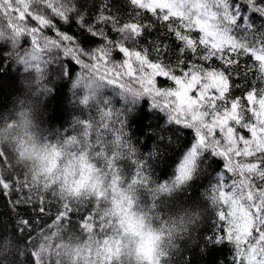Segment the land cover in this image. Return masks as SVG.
Instances as JSON below:
<instances>
[{
  "label": "trees",
  "instance_id": "16d2710c",
  "mask_svg": "<svg viewBox=\"0 0 264 264\" xmlns=\"http://www.w3.org/2000/svg\"><path fill=\"white\" fill-rule=\"evenodd\" d=\"M89 2L92 3V0ZM160 2L167 4L169 0ZM104 5H107L106 10ZM33 7L55 25V28H43V36L57 39V31L72 35L85 51L90 52L106 43L102 37H94L91 42L85 43L82 33L88 26H92L94 31L103 29L114 42L122 38L121 34L112 30L111 23L96 22V16L103 12L104 15L116 17L118 27L125 23L153 24V28L147 29L138 41L125 42V47L130 50L147 48L148 59L153 62V45L167 44L170 50L166 59L170 58L172 63L178 57L184 59L185 70L191 63L205 68L223 67L215 59L211 62L194 59L190 52L180 56L179 47L182 45L174 35L166 34V26H162L151 13L134 9L128 0H95L91 15L85 17L84 29L75 14L70 13L68 20L64 21L44 5ZM138 11L142 13L139 18ZM26 20L29 28L38 26V22L30 17ZM255 23L259 27L264 21L257 20ZM191 35L194 39L199 38L198 31H193ZM31 51L30 36H20L16 40L11 35L0 36V109L8 108L13 98L24 90L26 80L32 78L39 88L38 96L42 97L41 118L49 128L54 129L53 138L66 142L73 155L87 150L103 179L93 185L92 192L79 195V188L75 187L72 191L77 195H70L64 187L69 183L67 169L62 180L61 177L42 178L30 173L11 152L0 151L7 154L15 174L27 176L41 185L47 184L64 204H70L73 208L88 206L96 214V222L82 228L76 223L79 216L72 217L71 222L54 220L57 213L55 201L47 205L45 215H40L38 210L33 211L31 205L13 208L11 201L18 199L20 194L14 192L10 197L0 196V264H30V253L35 255L36 264H132L130 255L120 256L121 234L132 228L131 221L128 228H123L124 221L115 219L110 212L112 206L117 205L116 211L119 213V205L125 199L128 201V206L122 209L125 216H128V209L134 203L136 209L146 214L165 234L164 255L160 258V264L246 263L245 246L256 238L251 229V217L247 221L248 227L244 225L245 231L241 234L244 236L243 242L239 243V239H234L232 243L227 240L223 243L206 242L208 236L227 234L226 221H219L218 212L223 210L227 213L228 206L221 209L212 203V189L219 182V174L223 172L227 178L225 183L231 182V174L224 169V160L201 149L195 179L183 184L173 183L177 166L196 143L197 137L192 127L171 118L169 112L154 105L147 94L137 96L102 81L91 83L83 75L82 66L62 54L56 59L48 57L47 53H39L35 62L40 64L41 70H35L20 59V56ZM82 59L89 62L86 57ZM124 59L122 53L113 49V62L120 63ZM130 62L134 68L137 66L134 60ZM234 73L232 82L241 87L232 90L231 98H243L253 87L264 88V67L254 64L251 57H239ZM175 74L182 75L178 70ZM137 75L133 73V77ZM124 81L132 87H140L129 77H124ZM155 84L161 89L176 87L173 81L162 76L155 77ZM190 95L195 96V91ZM84 97H88L87 103L83 102ZM105 104L123 120L122 125H114L115 129H123L124 135L119 139L114 130L102 127L107 124L113 128L116 119L115 115H105ZM245 105L249 106L246 101ZM88 121L92 125L89 126ZM237 131L245 138H251L247 130ZM216 135L220 138L218 131ZM84 167L81 164V168ZM88 168L92 171V165H88ZM6 171L0 168V172ZM51 171L49 168L48 172ZM174 176L175 179L172 178ZM75 183L80 184L79 181ZM30 216L31 228L23 232L12 230L20 220L29 219ZM144 255L152 261L150 250ZM117 256L120 259L114 260Z\"/></svg>",
  "mask_w": 264,
  "mask_h": 264
},
{
  "label": "snow or ice",
  "instance_id": "6c2138e0",
  "mask_svg": "<svg viewBox=\"0 0 264 264\" xmlns=\"http://www.w3.org/2000/svg\"><path fill=\"white\" fill-rule=\"evenodd\" d=\"M128 2L134 9L151 13L162 26H166V34L174 35L182 45L179 47L180 56L190 52L194 59L205 62L215 59L220 61L222 69L191 63L185 70L184 59L178 57L175 63L170 58L166 59L170 50L167 44L153 45V62L148 59L147 48L136 51L125 47L126 41H138L147 29L153 28V24L125 23L118 27L117 18L103 12L96 16V22L111 23L112 30L121 34L122 38L114 42L103 29L94 31L92 26H88L82 33L85 43L91 42L94 37H102L106 42L90 52L85 51L72 35L57 31L58 38L50 39L41 34L43 28H55V25L33 5L46 6L64 21L68 20L70 13L75 14L84 29L85 17L91 15L95 0L92 3L89 0H0V36L11 35L13 40L30 36L32 51L23 56L17 55L35 70H41L40 64L35 62L39 53H47L48 57L56 59L62 54L81 65L83 75L91 83L102 81L137 96L147 94L153 104L168 111L171 118L192 127L196 143L177 166L173 183L183 184L191 179L193 172L197 171V157L201 149L222 158L224 169L231 174V182L225 183L227 178L221 172L219 182L212 189V203L221 209L228 206L227 213L223 210L218 212L219 221H226L227 234L208 236L206 242L223 243L227 240L232 243L239 237L237 218L247 216L252 218V232L264 237V88L253 87L243 98H231L232 90L241 87L231 79L234 69L238 68L239 57H251L254 64L264 67V24L258 27L255 23L257 20L264 21V0H169L167 4L158 0ZM103 7L107 9V5ZM141 15L138 11L137 17ZM28 17L38 22V26L29 28ZM193 31L199 32L198 39L192 38ZM113 49L123 54L125 59L122 62H113ZM133 60L137 65L135 68L130 62ZM177 70L182 75H176ZM133 73L139 75L133 77ZM157 76L168 78L176 87L157 88ZM124 77L134 79L140 87H132L124 81ZM244 78H247V73ZM193 91L195 96L190 95ZM245 101L249 106L245 105ZM83 102L87 103L88 97H84ZM104 106L107 109L105 115H115L116 119L113 128L107 124L102 127L114 130L118 134L117 139L123 137V129L114 128L116 123L123 124L120 115L114 113L108 104ZM237 129L247 130L251 138H245ZM217 131L220 138H217ZM0 168L7 170L6 173L0 172V196L10 197L14 192L20 194L18 199L11 201L13 208L31 205L33 211L38 210V214L45 215L47 205L55 201L57 213L54 220L71 222L72 217L79 216L76 223L82 228L96 222V214L90 207L73 208L64 204L47 184L41 185L27 176L15 174L6 153H0ZM31 220V216L20 220L12 230L23 232L31 228ZM29 259L30 264H36L34 254L30 253Z\"/></svg>",
  "mask_w": 264,
  "mask_h": 264
},
{
  "label": "clouds",
  "instance_id": "9594fccd",
  "mask_svg": "<svg viewBox=\"0 0 264 264\" xmlns=\"http://www.w3.org/2000/svg\"><path fill=\"white\" fill-rule=\"evenodd\" d=\"M38 93L39 88L29 77L22 93L13 98L8 108L0 109V151L11 152L30 173L42 178L51 176L61 177L62 180L67 169L69 183L64 187L70 195H77L72 191L75 187L79 188V195L92 192L93 185L98 184L103 177L87 150L73 155L66 142L53 138L54 129L49 128L41 118L42 97ZM81 164L85 165L83 169ZM88 165H92V171H89ZM49 168L52 169L51 173L48 172ZM195 173L186 182L194 180ZM172 178L175 179V176ZM76 181L80 184L77 185ZM127 206L128 201L125 199L119 205V213L116 211L117 205H113L110 210L115 219L124 221L123 228L129 227V220L132 224L128 232L121 234L120 256L130 255L132 264H160V258L164 255L165 234L146 214L139 212L134 203L128 209V216H125L122 209ZM149 250L151 262L144 255ZM120 256L114 257V260H119Z\"/></svg>",
  "mask_w": 264,
  "mask_h": 264
},
{
  "label": "rangeland",
  "instance_id": "374dc122",
  "mask_svg": "<svg viewBox=\"0 0 264 264\" xmlns=\"http://www.w3.org/2000/svg\"><path fill=\"white\" fill-rule=\"evenodd\" d=\"M160 1L162 0H158V2ZM243 215L244 213L241 212V216ZM249 217L250 216H247L244 219L237 218V224L239 228V237H238L239 243L244 241V236H242L241 234L244 233L245 226L248 227L249 222L247 221L249 220ZM246 243L247 242H245V244ZM245 247H246V250L244 251V254L246 257L245 264H264V238L263 237L256 236V238L254 239V242L252 243L249 242Z\"/></svg>",
  "mask_w": 264,
  "mask_h": 264
}]
</instances>
